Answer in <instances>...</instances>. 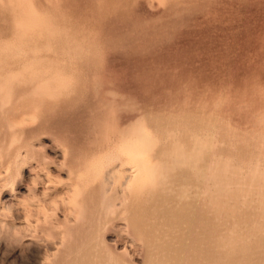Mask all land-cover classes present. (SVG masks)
Returning <instances> with one entry per match:
<instances>
[{
    "label": "rangeland",
    "instance_id": "rangeland-1",
    "mask_svg": "<svg viewBox=\"0 0 264 264\" xmlns=\"http://www.w3.org/2000/svg\"><path fill=\"white\" fill-rule=\"evenodd\" d=\"M138 119L264 160V0H0V264H73L99 238L145 264L116 178Z\"/></svg>",
    "mask_w": 264,
    "mask_h": 264
},
{
    "label": "bare ground",
    "instance_id": "bare-ground-1",
    "mask_svg": "<svg viewBox=\"0 0 264 264\" xmlns=\"http://www.w3.org/2000/svg\"><path fill=\"white\" fill-rule=\"evenodd\" d=\"M165 126L138 119L121 137L130 165L116 176L120 206L143 244L155 242L145 264H264V160L241 157L236 142L205 125ZM99 240L73 264H126Z\"/></svg>",
    "mask_w": 264,
    "mask_h": 264
}]
</instances>
